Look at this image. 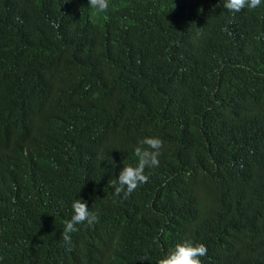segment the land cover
I'll return each mask as SVG.
<instances>
[{"label": "trees", "instance_id": "16d2710c", "mask_svg": "<svg viewBox=\"0 0 264 264\" xmlns=\"http://www.w3.org/2000/svg\"><path fill=\"white\" fill-rule=\"evenodd\" d=\"M108 3L0 0V264H158L185 239L264 264V0ZM145 137L159 165L116 195ZM79 198L99 223L69 245Z\"/></svg>", "mask_w": 264, "mask_h": 264}, {"label": "clouds", "instance_id": "9594fccd", "mask_svg": "<svg viewBox=\"0 0 264 264\" xmlns=\"http://www.w3.org/2000/svg\"><path fill=\"white\" fill-rule=\"evenodd\" d=\"M89 5L97 11H106L109 7L108 0H88ZM261 5V0H225L224 8L233 13L248 8L256 9ZM163 141L159 137H145L139 141L135 152L138 156V163L133 165H124L119 171L115 187V194L124 193L125 197L134 192L139 186L149 180L145 174V169L158 166V157L161 154ZM114 182V185L117 183ZM73 214L69 220L64 222L62 238L66 244H71L72 237L80 233L82 227L86 224L89 227L99 223V217L89 211L87 201L82 198L76 199L72 203ZM74 233V235H72ZM208 248L203 243H194L191 239H185L175 245L174 249L165 253L159 259L158 264H202L201 258L206 256ZM147 257L142 258L146 260Z\"/></svg>", "mask_w": 264, "mask_h": 264}]
</instances>
